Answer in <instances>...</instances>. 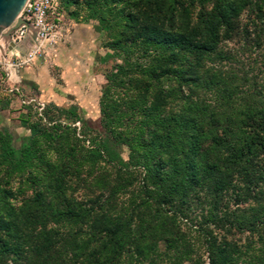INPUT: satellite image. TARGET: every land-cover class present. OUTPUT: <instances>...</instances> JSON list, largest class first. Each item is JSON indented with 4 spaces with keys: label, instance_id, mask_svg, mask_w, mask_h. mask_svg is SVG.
I'll use <instances>...</instances> for the list:
<instances>
[{
    "label": "trees",
    "instance_id": "1",
    "mask_svg": "<svg viewBox=\"0 0 264 264\" xmlns=\"http://www.w3.org/2000/svg\"><path fill=\"white\" fill-rule=\"evenodd\" d=\"M91 1L113 15L115 1ZM148 1L156 8L161 3ZM169 1L166 27L161 11L132 27L119 23L129 20L123 11L111 23L99 16L116 60L105 69L98 102L105 135L92 136L82 123L88 149H75L69 128L50 123L33 126L18 151L8 131H0L7 185L0 264H99L127 244L140 264H203L193 258L195 244L180 221L202 192L236 189L242 204L254 205L229 225L259 235L261 256H250L249 264H264V81L236 103L233 88L201 73L219 31L245 7L261 12L264 0H188L192 9L182 13L188 21L195 13L196 21L179 28L178 0ZM119 146L128 150L126 160ZM77 190L81 197H71ZM212 216L197 229L208 264H240L249 246L242 250L211 231Z\"/></svg>",
    "mask_w": 264,
    "mask_h": 264
},
{
    "label": "rangeland",
    "instance_id": "2",
    "mask_svg": "<svg viewBox=\"0 0 264 264\" xmlns=\"http://www.w3.org/2000/svg\"><path fill=\"white\" fill-rule=\"evenodd\" d=\"M113 1V15L123 11V15L129 18L119 22L122 25L135 26L138 19L141 24H146L153 14L159 16L158 11H161L160 23L164 27L168 24L169 0H161L158 8L148 0ZM188 4V0L177 1L174 11L176 28L183 25L181 22H185L188 27L195 23V13L189 21L185 20L182 13ZM54 6V14L48 19L50 28L47 35L36 42L32 56L15 52L17 55L11 56L5 48L7 59L0 57V131H8L11 144L17 151L26 144L30 129L35 125L52 128L50 123L60 128H69L75 149H88L90 146V140L87 141L81 133L83 122L92 136L105 135L99 127L98 102L100 89L105 82V69L113 64L116 56L106 47L110 39H107L104 30L106 22L99 16L109 19L111 23L113 15L107 16L104 5H94L91 0H54ZM188 8L192 9L191 6ZM201 73L216 76L233 88L237 95L236 103L241 102L240 97L247 90L262 85L264 9L261 12L248 11L245 7L232 18L229 28L219 31L215 52L205 62ZM74 138L80 141L79 144H76ZM41 149L52 157L43 145ZM117 152L124 160L127 159L128 150L125 146L117 147ZM1 170L0 167V215L4 212L3 191L7 186ZM18 183L14 180L12 188ZM238 185L241 187L240 183ZM23 188L27 189L26 186ZM238 193L237 189L224 195L202 192L194 198L188 218L180 221L181 229L190 242L195 244L194 259L199 257L200 262L208 264L207 254L201 246L203 238L197 229L210 214L213 215V224H209L211 231L242 247V250L249 246V256L242 259L240 264H249L250 256H261L259 250L262 249L263 240L257 233L239 231L229 225L235 216L241 214L243 208L254 205L251 200L242 204L240 198L236 197ZM81 195L80 190L70 194L73 198H80ZM157 248L163 252L164 243H158ZM99 264L140 263L127 244L111 261L101 256Z\"/></svg>",
    "mask_w": 264,
    "mask_h": 264
},
{
    "label": "built area",
    "instance_id": "3",
    "mask_svg": "<svg viewBox=\"0 0 264 264\" xmlns=\"http://www.w3.org/2000/svg\"><path fill=\"white\" fill-rule=\"evenodd\" d=\"M54 11V0H27L22 12L18 16L23 23L10 33L6 41L0 35V57L4 60L7 59L5 57L7 56L5 48H7L11 56L15 53L27 57L32 56L36 42L47 35V31L50 28L48 19L50 15L54 14ZM24 39L29 40L31 44L24 51H21ZM8 48H11V50Z\"/></svg>",
    "mask_w": 264,
    "mask_h": 264
},
{
    "label": "water",
    "instance_id": "4",
    "mask_svg": "<svg viewBox=\"0 0 264 264\" xmlns=\"http://www.w3.org/2000/svg\"><path fill=\"white\" fill-rule=\"evenodd\" d=\"M27 0H0V35L7 39L10 33L17 29L23 22L19 13ZM31 42L24 39L22 46L28 48Z\"/></svg>",
    "mask_w": 264,
    "mask_h": 264
},
{
    "label": "crops",
    "instance_id": "5",
    "mask_svg": "<svg viewBox=\"0 0 264 264\" xmlns=\"http://www.w3.org/2000/svg\"><path fill=\"white\" fill-rule=\"evenodd\" d=\"M26 48L23 46L22 48H21V51H24Z\"/></svg>",
    "mask_w": 264,
    "mask_h": 264
}]
</instances>
